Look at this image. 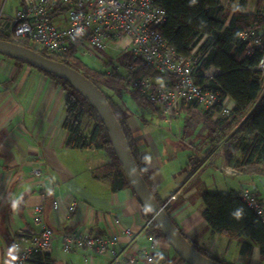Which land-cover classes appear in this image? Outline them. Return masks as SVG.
<instances>
[{
    "label": "crops",
    "instance_id": "obj_1",
    "mask_svg": "<svg viewBox=\"0 0 264 264\" xmlns=\"http://www.w3.org/2000/svg\"><path fill=\"white\" fill-rule=\"evenodd\" d=\"M237 3L234 8V3L231 5L230 12ZM65 97L48 76L0 55V264H13V243L20 231L36 233L42 226L51 229L55 237L48 252L55 264H108L106 258L93 257L84 250L63 252L58 237L71 232L113 236L116 248L127 256L148 247L142 206L136 196L130 189L112 192L109 180L97 173L108 162L105 152L65 147ZM122 103L128 110L133 149L149 172L158 200L187 241L226 264H264V256L248 237L229 241L211 233L202 217L201 200L203 192L227 194L245 189L264 206V176L228 174L235 171L234 162L240 156L237 147L207 153L205 132L196 128L194 140L196 130L188 132L182 125L174 134L173 118L166 121L157 112L158 105L143 109L128 99ZM170 135H177L173 137L177 141ZM171 147L181 152L180 165L174 168L168 163L177 159L178 153L169 156ZM201 159L202 164L191 173L193 164ZM177 190V198L169 201ZM53 202L58 203L56 210ZM36 205L43 206L41 224L33 220ZM127 230L130 236L125 234ZM157 241L156 259L164 264H186L164 238ZM243 243L251 245V251L241 260Z\"/></svg>",
    "mask_w": 264,
    "mask_h": 264
},
{
    "label": "trees",
    "instance_id": "obj_2",
    "mask_svg": "<svg viewBox=\"0 0 264 264\" xmlns=\"http://www.w3.org/2000/svg\"><path fill=\"white\" fill-rule=\"evenodd\" d=\"M253 11L247 10V0H239L233 12L220 6L219 0H155L158 7L166 13L165 24L160 29L163 40L175 52L188 56L189 47L201 38L202 52L207 55L195 75L194 82L203 89L215 91L222 99L228 97L233 104L228 117L220 115V107L204 110L193 107L180 109L176 113L160 115L165 118H177L183 115V130L192 132L198 128L208 136L207 153L222 149L228 152L237 147L240 156L234 162L235 171L246 176H264V74L256 69L264 53V0H252ZM262 32V42L253 46L243 42L239 34L245 31ZM0 40H6L0 36ZM8 41V40H6ZM39 55L62 63L89 79L103 94L121 131L126 139L137 170L159 205L163 206L154 193L149 172L133 149V141L127 125L128 110L123 105V97L135 103L139 108H151L155 104L146 99V95L135 83L141 80L167 81L169 77L161 75L129 55H119L115 64L108 65L106 71L94 70L85 66L77 56L76 47L64 54H48L39 47L27 43L19 44ZM252 51L247 55L248 50ZM19 62V61H17ZM22 63V62H19ZM215 69L217 74L209 77L204 72ZM39 71V70H37ZM56 82L65 93L64 120L65 147L71 150H100L105 152L108 162L97 169L98 175L109 180L112 192L130 189L121 166L111 148L108 134L95 111L68 83L39 71ZM192 157H189V161ZM203 160L196 161L191 173ZM188 165V164H187ZM132 194L135 196L133 191ZM202 217L214 235L229 241L243 236L259 249L264 256V222L241 200L240 193L227 194L203 192ZM168 215V209L163 206ZM239 211V216L236 213ZM144 221L151 217L142 207ZM157 238H163L153 223ZM192 245V244H191ZM193 246V245H192ZM194 247V246H193ZM203 256L218 262L217 258L194 247ZM13 250V249H12ZM251 251V245L240 246L239 258L245 259ZM29 264H55L48 253H34Z\"/></svg>",
    "mask_w": 264,
    "mask_h": 264
},
{
    "label": "built area",
    "instance_id": "obj_3",
    "mask_svg": "<svg viewBox=\"0 0 264 264\" xmlns=\"http://www.w3.org/2000/svg\"><path fill=\"white\" fill-rule=\"evenodd\" d=\"M238 1L219 0V3L228 9ZM165 21L166 13L155 0H22L20 9L12 16L4 15L0 9V36L16 44L35 45L48 54H64L75 46L76 54L93 56L112 47L117 54L138 58L169 77L167 81L141 80L135 83L146 99L159 106L162 114L176 113L188 106L204 110L219 106L220 115L228 117L232 112V101L228 97L221 99L217 92L203 89L194 82L208 52L199 50L204 38L189 47L188 56H180L160 35ZM239 38L250 46H257L262 42V32L245 31L239 34ZM251 51L252 48L247 55ZM256 69L264 74V53ZM217 73L211 68L204 75L211 77ZM236 173L232 170L228 174ZM179 193L177 190L169 201H174ZM239 193L247 208L264 222L263 204L249 190L243 189ZM51 206L56 210L58 203L53 202ZM73 207L74 204L70 205V212ZM33 211L34 222L41 224L43 206L36 205ZM153 223L151 218L143 222L148 247L129 256L119 252L113 236L71 232L61 234L58 240L65 253L84 250L93 257L106 258L108 264H164L153 255L158 242ZM125 234L130 236L131 232L127 230ZM18 235L13 243V264H29L32 254L50 252L55 239L52 230L45 226L39 232L20 231Z\"/></svg>",
    "mask_w": 264,
    "mask_h": 264
},
{
    "label": "water",
    "instance_id": "obj_4",
    "mask_svg": "<svg viewBox=\"0 0 264 264\" xmlns=\"http://www.w3.org/2000/svg\"><path fill=\"white\" fill-rule=\"evenodd\" d=\"M0 55L65 81L85 99L102 122L108 134L111 148L131 190L172 251L186 264H220L200 254L177 229L169 215L164 212L163 206L155 200L137 170L113 112L94 83L78 71L62 63L49 60L31 49L13 42L0 40Z\"/></svg>",
    "mask_w": 264,
    "mask_h": 264
},
{
    "label": "rangeland",
    "instance_id": "obj_5",
    "mask_svg": "<svg viewBox=\"0 0 264 264\" xmlns=\"http://www.w3.org/2000/svg\"><path fill=\"white\" fill-rule=\"evenodd\" d=\"M21 1L22 0H0V9L2 8V11H3L4 15L12 16L16 10L20 9V3H21ZM249 3H250V5H249V11L251 12V11L254 10L253 9L254 3H253L252 0H249ZM227 6L229 7L230 5H227ZM234 7H235V3L233 5V8ZM229 8H228V10L230 11L231 9H229ZM77 56L79 57L80 61L85 66H87L88 68H91V69H94V70L106 71V70H108L110 68V66L108 65L109 63H111V62L113 64L116 63V61H117L116 57L119 56V54H117V52L112 47H109V48L105 49L104 52L99 53V54L95 53V54H93V56H83L80 53H78ZM123 98L125 100H127V98H125V97H123ZM182 118H183V115L181 114L179 116V118L177 117V118H173L171 120L172 132L174 134H175L176 129L178 127L182 128V125H183ZM168 120L169 119L166 118V121H168ZM168 122H170V120ZM166 127H168L167 124L164 126L165 131H166ZM194 130H196V129H194ZM195 132H196V134H194V136L192 137V139H194V140H196L198 131L196 130ZM165 135H168V134L166 133ZM175 136L170 135L169 137H170V139H172L173 137L177 138V135H175ZM175 138H173V140L174 141H177ZM199 140L201 141L200 138H199ZM174 147L173 148L171 147L168 150V153L167 154L169 156H173L176 153H178L179 149H174ZM179 162H181V152L178 153L177 159H171L169 161L168 166L170 165L173 168L174 167H177V166L180 165ZM208 178H209V175H207V174H205L203 176V179L204 180H207Z\"/></svg>",
    "mask_w": 264,
    "mask_h": 264
},
{
    "label": "clouds",
    "instance_id": "obj_6",
    "mask_svg": "<svg viewBox=\"0 0 264 264\" xmlns=\"http://www.w3.org/2000/svg\"><path fill=\"white\" fill-rule=\"evenodd\" d=\"M14 207H15V204H14ZM239 214H240V213H239V211H238V212L236 213V215L239 216Z\"/></svg>",
    "mask_w": 264,
    "mask_h": 264
}]
</instances>
